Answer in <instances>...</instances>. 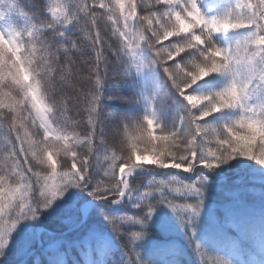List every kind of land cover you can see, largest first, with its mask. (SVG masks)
I'll return each mask as SVG.
<instances>
[{"label":"snow or ice","instance_id":"6c2138e0","mask_svg":"<svg viewBox=\"0 0 264 264\" xmlns=\"http://www.w3.org/2000/svg\"><path fill=\"white\" fill-rule=\"evenodd\" d=\"M99 3L100 0H93V4L81 0L80 7L87 10ZM202 3L203 0H151L150 3L123 0L114 5L122 12L118 16L121 30L127 26L134 32L137 23L146 26L138 38L132 39L137 76L146 70L161 69L180 98L178 103L182 108L176 126L166 127L161 120L160 98L141 93L140 100L133 102L143 101V114L118 117L114 130L121 146L127 148L126 155L104 140L99 141L103 151L97 147L101 97L96 98L92 108L86 137L55 131L37 148L30 134L23 130L17 105L0 94V112L11 114L8 121L0 122V129L4 130L0 138L6 148L3 158L10 162L0 168V188L5 193L0 202L5 208L0 215V260L4 259L20 224H38L40 217L67 193L86 190L93 200L102 204L119 205L128 200L133 208L143 211V215L105 216L114 231L127 238L126 247L130 249V259L135 257V264H141L135 245L146 238V229L161 205L171 209L190 231L189 239L200 255L201 264H231L222 256H210L196 242V223L205 206L207 177L201 176L191 184L181 183L175 177L170 182L150 180L142 191L131 182L136 170L146 165L183 172L197 168L214 171L237 158L264 165V0H227L223 7L210 8L208 12L202 10ZM10 4L27 24L28 14ZM57 9L67 11L64 0H51L49 14L55 15ZM231 33L240 35L231 42L219 39ZM0 35L5 41L0 52L6 60L8 55L15 54L21 33L6 32L0 27ZM145 46L151 52L147 63L137 52ZM185 56L192 57L191 61L182 59ZM217 75L226 79L223 87L208 92L195 90L202 81ZM4 78L7 79V73ZM218 113H232L233 118L219 125L210 122ZM36 125L39 126L38 121ZM29 143L34 145L31 156L48 169L43 178L38 172L30 171V163L23 167L27 179L20 175L19 167L12 166L28 160ZM81 144L87 145L84 155L77 150ZM141 144L145 145L143 149ZM61 153L70 161L68 169L61 164ZM12 176L19 177L14 189L10 183ZM25 188L29 191L35 188L40 198L33 201L30 196L21 195ZM125 226L136 227L125 231Z\"/></svg>","mask_w":264,"mask_h":264},{"label":"trees","instance_id":"16d2710c","mask_svg":"<svg viewBox=\"0 0 264 264\" xmlns=\"http://www.w3.org/2000/svg\"><path fill=\"white\" fill-rule=\"evenodd\" d=\"M213 8H221L227 0H206ZM151 0H145L150 3ZM18 8L27 14L36 13L45 3V0H16ZM202 10L208 12L209 8L202 6ZM74 37L76 32H70ZM225 42L223 37L219 38ZM147 62L151 58V52L147 51ZM185 56L182 59H186ZM221 76H212L196 86V91L208 92L219 89L226 83ZM141 93L151 97L156 94L160 99L161 120L166 127H175L176 121L182 112L179 97L171 87L166 74L159 68L146 79L145 85H141L134 76L129 80L122 76L119 69L115 70L104 90L103 105L105 112L103 119L107 126H111L118 117L139 116L145 110V104L133 102L140 100ZM233 118L232 113H218L210 118V122L221 123ZM4 130L0 129V136ZM157 135L159 132L157 131ZM0 138V142H2ZM143 149L145 145L141 144ZM62 164V158H61ZM162 170V169H159ZM175 172L167 169L161 181ZM209 174L212 179L210 189V201L214 203L212 213L201 224L196 223V242L200 243L210 256L214 251L225 257L231 251H237L242 259L241 264H264V193H256L248 200H258L253 208L240 209L236 204L243 200L228 191H234L235 183L239 187L237 179H246V184L264 180V165L247 158H237L214 171L205 169L204 174ZM211 174L223 177H214ZM95 177L96 172L93 170ZM235 176H238L236 178ZM150 177V175H149ZM150 178L139 176L135 185L139 188ZM259 179V180H258ZM134 185V186H135ZM93 201L86 190H73L70 198H65L59 208H52L40 217L38 224L23 223L18 229V235L12 240V245L6 250L5 257L0 260L2 264H19L25 260L26 264H135V257L130 259V249L126 247L127 238L118 234L105 216L143 215V211L133 209L128 204L118 212L109 208L97 206L89 215V219L81 226L83 218L82 206ZM182 202V201H181ZM102 204V203H101ZM105 204V203H104ZM166 206L156 209L154 218L146 229L147 236L135 245V251L139 255L141 264H201V258L192 240L191 233L181 221L170 216L169 223H165L160 216ZM158 220V221H157ZM32 227V228H31ZM43 227L54 235L44 233L42 241L44 247L39 245L31 229ZM78 227V228H77ZM136 226H125V231L135 230ZM62 234V236L60 235ZM30 255V256H29Z\"/></svg>","mask_w":264,"mask_h":264},{"label":"clouds","instance_id":"9594fccd","mask_svg":"<svg viewBox=\"0 0 264 264\" xmlns=\"http://www.w3.org/2000/svg\"><path fill=\"white\" fill-rule=\"evenodd\" d=\"M88 3L93 4V0H88ZM116 3H123V0H100L98 6L93 5L85 10L80 7L81 0H64L67 11L57 9L55 15H50L51 0H45L36 13L28 14V23L24 22L23 27L4 28L6 32L14 30L21 35L17 39L15 54L8 55L5 60L3 52H0V94L6 95L10 103L17 105L18 119L23 130L30 134L35 147H42V142L53 136L55 131L86 137L89 134V117L93 115L92 108L96 98L101 97L97 114V147L103 151L104 146L99 141L104 140L116 151L127 154V148L122 147L120 138L114 135L118 120L109 127L103 119L104 90L117 69L126 79L137 76L134 67L136 61L131 52L132 39L138 38L146 26L137 23L134 32L127 26L121 30L118 16L122 12L117 11ZM0 12V20L7 23L15 10L12 4L4 3ZM33 28L35 31H32ZM73 31L78 35L74 37L69 34ZM4 43V36L0 35V46ZM146 50L145 46L138 48L137 52L143 56ZM191 59L187 57L186 62ZM5 73L7 79L4 78ZM10 116L8 111L0 112V122L8 121ZM37 121L39 126L36 125ZM34 145H27V161L12 165L20 168V175L25 179L27 176L23 167L26 163H30V171L38 172L41 178L48 173L47 167L31 156ZM77 150L84 155L87 145L81 144ZM5 152L2 141L0 168L10 163L4 161ZM61 158L63 168L68 169L70 161L63 153ZM18 180V176L10 177L13 189ZM21 195L30 196L33 201L40 198L35 188L31 191L22 189ZM4 196L0 188V202ZM4 210L3 203H0V215Z\"/></svg>","mask_w":264,"mask_h":264},{"label":"rangeland","instance_id":"374dc122","mask_svg":"<svg viewBox=\"0 0 264 264\" xmlns=\"http://www.w3.org/2000/svg\"><path fill=\"white\" fill-rule=\"evenodd\" d=\"M4 3H14L17 7H18V3H16V0H0V9L3 8ZM202 6L204 7H208L213 8V6L211 5V3L207 2L206 0H203ZM19 9V8H18ZM21 11V10H20ZM24 17L22 15H20L19 12H15L12 14V17L10 19H8L7 23H5L4 21L0 20V27L2 28H8V29H13V28H20L24 26ZM239 33H231L229 34L228 37H223L225 42H231L233 39L238 38L239 37ZM147 52L145 51L143 53V58L145 60V62L147 63ZM154 70H146L142 75L140 76H136V78L139 80L141 85H145L146 79L152 74ZM160 168H155L154 166H148L146 165L145 167L142 168H138L134 174V176L131 178V182L133 184V186L135 185V182L138 180L139 176H143V177H148L150 178V180H156V181H161V178H158V176L164 174V169L159 170ZM169 170H173L175 173L172 175H168L166 179H164L163 181L165 182H170L172 180L173 177H175L178 181H180L181 183H185V184H191V183H195L199 180V178L201 176H205L207 177V184H206V198H205V206H204V210L201 213V216L199 217L198 221H197V225L201 224V222L209 219L207 218L209 215H211V211L213 209L214 203L216 201L212 200L210 201V192H211V188H212V179H210V175L204 174L205 173V169H201V168H197L194 169L192 172H183L182 170H178L179 173H177V169H169ZM150 175V177H149ZM179 175H181V178L179 177ZM214 177H223L224 175L221 174L219 176H216L215 174H211ZM236 178H238V176H235ZM188 179V180H187ZM246 177L244 176L243 178L239 177L237 179V181L240 184H243L242 187H239L237 183H235V188L236 190L234 191H228L229 194H234L235 196H237L239 199L243 200L242 202H240L239 204H236L240 209H244V208H253L258 200L255 199L254 200H248L250 197H252L253 195H255L256 193H264V180H259L254 182L253 184H246ZM149 183V179L146 180V183L141 186L139 189L142 191L144 190ZM135 186H140V185H135ZM134 186V187H135ZM73 193V190L70 191L69 193H67L62 199L58 200L56 202V204L53 206L54 208H59L60 207V203L65 199V198H70L71 195ZM139 194V193H138ZM96 201V200H93ZM91 201V202H93ZM86 203L85 205H83L82 207V213L83 210L86 208L85 206L88 205L89 203ZM107 203L103 204V206H105L106 208H109L107 205ZM125 204L129 205L130 207H132V203L128 200H125L124 203L119 204V205H113L111 204V211L115 212V211H120L121 209H123L125 207ZM133 208V207H132ZM135 209V208H133ZM81 213V215H82ZM157 216H160L161 219L164 221L165 218H167V220H165V223H169V218L170 216H174L176 218H178L172 211L171 209L169 210H164L162 211L160 214H158ZM83 221V220H82ZM158 221V220H157ZM24 224L22 223L21 226H23ZM20 228V225L18 226V229ZM32 228V227H31ZM42 228V227H40ZM40 228H36V229H31L30 231L33 233V236L36 237V241L38 242V245L40 246L41 244V248L44 247V242L42 241V237L43 234H39L40 233ZM18 229L16 231V233L13 234L12 238H11V242L9 247L12 245V240L18 235ZM8 247V248H9ZM263 251H264V246H263ZM8 250V249H7ZM213 256H221L218 254V252L214 251L212 253ZM226 260L231 261V264H241L242 263V259L239 257V254L237 253V251H231L230 253H228V255H226L225 257ZM0 264H2L0 262ZM19 264H26L25 260L20 262Z\"/></svg>","mask_w":264,"mask_h":264},{"label":"water","instance_id":"95a60500","mask_svg":"<svg viewBox=\"0 0 264 264\" xmlns=\"http://www.w3.org/2000/svg\"><path fill=\"white\" fill-rule=\"evenodd\" d=\"M164 170H167V169H164ZM177 173H179L178 170H177ZM179 177L181 178V175H179ZM124 202H125V200L122 201L121 204L124 203ZM97 206H102L99 201H93V202H91V203H89L88 205L85 206L86 208L83 210V213H82L83 221H82V223H80V225L78 227H81L89 219L90 213ZM43 233H48V230H46L45 228L42 227V228H40V233L39 234H43ZM49 235L51 236V235H54V234L51 232V233H49ZM60 235L62 236V234H60ZM38 249H41V244H40Z\"/></svg>","mask_w":264,"mask_h":264}]
</instances>
